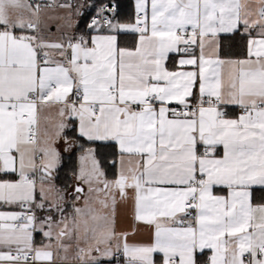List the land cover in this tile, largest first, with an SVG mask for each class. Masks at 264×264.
<instances>
[{"label": "snow or ice", "instance_id": "6c2138e0", "mask_svg": "<svg viewBox=\"0 0 264 264\" xmlns=\"http://www.w3.org/2000/svg\"><path fill=\"white\" fill-rule=\"evenodd\" d=\"M57 8L70 19L68 0H0V208L19 209L0 210V264H56L81 231L92 264V251L125 264H264V204L252 201L264 187V0H150V16L136 0L134 23L101 7L80 34L62 30ZM241 27L246 57L221 59L220 34ZM97 141L117 149L113 179L85 147ZM61 142L79 149L84 206L71 218L52 183ZM117 195L146 242L117 232ZM36 232L49 243L36 246Z\"/></svg>", "mask_w": 264, "mask_h": 264}, {"label": "crops", "instance_id": "0c3cea01", "mask_svg": "<svg viewBox=\"0 0 264 264\" xmlns=\"http://www.w3.org/2000/svg\"><path fill=\"white\" fill-rule=\"evenodd\" d=\"M68 2L73 4V6H75V0H68ZM135 4H136V0H133V9L134 10H133L132 20L120 21L121 23H134L135 16H136ZM73 10H74V7L71 10L72 16H73ZM148 12H149V16H150V0H149ZM71 24H72L71 28L62 29V30L67 31L69 33L77 34L76 33L77 23H76L75 17L71 18ZM52 28H53V26H52ZM239 31L242 34H244L242 27ZM60 34L58 35V37L60 36ZM231 34H234V33H221L219 38H218L219 44H220V58L224 59V60L244 59L247 55V50H246L245 54L242 55L241 57H224V56H222V54H221L222 36L231 35ZM127 35H130V34H124V36H125L124 40L126 41V43L129 42V38ZM132 35H134V34H132ZM58 37L54 38V37L50 36V38L53 40L57 39ZM123 46H128V45L123 44ZM206 51L210 52L211 49H206ZM169 67H173V61H171V60L169 61ZM224 71L226 73L228 71V69L226 68ZM228 112H229L230 116H237V115H239L240 110L238 108L229 107ZM42 116H49L50 117V119L48 121L49 124L55 122L56 116H55V110L54 109L51 111V113L45 111V113H43ZM42 123H44L43 119H42ZM97 142L107 143L106 141H97ZM59 147H60L61 152H62V157L69 155L70 153L73 152V151L72 152H64L63 151V142H61ZM78 167H79V162H78ZM119 167H120L119 157L116 156V170L117 171H118ZM111 179H113V178H111ZM52 183L55 185L56 188H58L55 184L54 179H53ZM77 183L78 182L75 180V177H74L72 190L62 189L63 193H64V200L62 201V206L65 210V213L67 214L66 217H69V218H71V216L73 215V206L74 205H75V207H83L84 206L83 198H81V200H78V201L75 200L74 201L73 189ZM85 188H86V186H85ZM58 189H60V188H58ZM51 195L54 196V193ZM254 195H257V199L256 198L254 199ZM101 198H103V194H101ZM116 198H117V204H116V208H115V226H116L117 232H128L129 233L128 242L130 244L146 242L147 238H148V229L146 227L138 226L139 230L135 234H132L133 229H132V221H131V214H130V207H131L130 202L125 203V202L121 201L118 195ZM252 201L255 205L264 204V187H261V186H254L253 187V189H252ZM95 208L99 209V204ZM0 210H17L18 211L19 209H16V208H12V209L0 208ZM105 211L111 213V208H109ZM51 214L54 216L56 221H59L61 219L59 217L60 213H55L53 210V212ZM37 215L43 217V216L49 215V213L47 211H45V212L37 211ZM57 231H58V229H57ZM34 243L36 246H41L42 244L49 243V241L43 237L42 233L36 232V233H34ZM52 243L55 246V243H56L55 239H53ZM63 243L65 245H67V250L65 251L63 249H60L57 251V254L55 256L56 264H76V263L77 264H92L91 258L87 255V249L89 248L90 244L92 243L90 235L86 238L84 236L83 232L81 231L79 234L74 235L71 238L65 237L63 240ZM80 249H85V256H84L83 260L79 258V250ZM54 250H55V248H54ZM91 256L98 257V264H125V259H126L123 256L122 252L115 253L114 257L111 259L99 257V254L96 253L95 251H92Z\"/></svg>", "mask_w": 264, "mask_h": 264}, {"label": "trees", "instance_id": "16d2710c", "mask_svg": "<svg viewBox=\"0 0 264 264\" xmlns=\"http://www.w3.org/2000/svg\"><path fill=\"white\" fill-rule=\"evenodd\" d=\"M87 3L93 4H115L118 8L117 12L112 15L118 21H128L133 18V0H86ZM96 14V8L90 5H85L82 10L81 16L76 25V33L80 34L84 31L87 22H90L91 18ZM129 42L124 40V34H121V44H127L129 47L134 46L135 37L130 34L127 35ZM247 50V37L240 31H237L231 35L222 36L221 54L224 57H241ZM69 135L74 136L71 130ZM85 147H93L96 151L97 158L101 161L102 165L107 172L108 178H114L117 170L116 163L113 166V161H116V155L114 153L117 149L113 146V143H101L95 142L94 144L85 143ZM79 149H75L69 155L62 157V164L58 171L54 174V181L58 188L68 190L74 182V173L78 170V157ZM257 199V195H254V199Z\"/></svg>", "mask_w": 264, "mask_h": 264}, {"label": "rangeland", "instance_id": "374dc122", "mask_svg": "<svg viewBox=\"0 0 264 264\" xmlns=\"http://www.w3.org/2000/svg\"><path fill=\"white\" fill-rule=\"evenodd\" d=\"M58 3H63L65 2V0H57ZM85 5H88L87 1L86 0H75V6L74 7V10H73V16L71 15L70 19H67L68 16H69V10L67 9H59L57 8L55 10V12L53 13V15H57V16H60V17H65L66 19L64 20H60L58 23L62 26V29H68L67 27H65V25L67 23H70L71 24V18L72 17H75V20H76V23L78 22L79 18L81 15H77V10L79 11V13L81 14L82 13V10L83 8L85 7ZM60 34V32H57L56 31V27L55 25H53V28L51 29V37H58V35ZM73 188V184L69 187L68 190H72ZM62 190V189H61ZM75 201V200H74ZM98 204H94L93 206L94 207H97ZM64 209V208H63ZM55 213H59V212H56L54 211ZM63 215L66 217L67 214L65 213V210H64V213ZM59 217L61 218V214H59ZM91 237V236H90Z\"/></svg>", "mask_w": 264, "mask_h": 264}, {"label": "built area", "instance_id": "2783aa9c", "mask_svg": "<svg viewBox=\"0 0 264 264\" xmlns=\"http://www.w3.org/2000/svg\"><path fill=\"white\" fill-rule=\"evenodd\" d=\"M88 5H90V6H93V7H95L96 8V14H97V12H98V10L101 8V7H105L106 9H114V11H106L104 14L105 15H108V16H112V15H114L116 12H117V10H118V8H117V6L113 3V4H110V3H107V4H93V3H91V2H88ZM96 14L93 16V17H95L96 16ZM92 17V18H93ZM91 18V19H92ZM91 21V20H90ZM77 264V263H76Z\"/></svg>", "mask_w": 264, "mask_h": 264}]
</instances>
